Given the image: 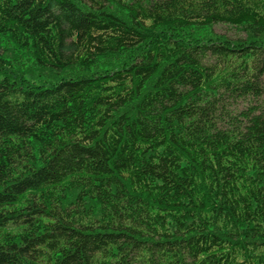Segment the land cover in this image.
<instances>
[{"label": "trees", "instance_id": "trees-1", "mask_svg": "<svg viewBox=\"0 0 264 264\" xmlns=\"http://www.w3.org/2000/svg\"><path fill=\"white\" fill-rule=\"evenodd\" d=\"M0 264H264V0H0Z\"/></svg>", "mask_w": 264, "mask_h": 264}, {"label": "rangeland", "instance_id": "rangeland-1", "mask_svg": "<svg viewBox=\"0 0 264 264\" xmlns=\"http://www.w3.org/2000/svg\"><path fill=\"white\" fill-rule=\"evenodd\" d=\"M215 30L218 31V32H228L229 34L231 33V30L230 29H226L225 26H221V25H218L215 27ZM12 51H7V54L9 56H12L13 54H17V63H19V66L24 69L25 71V75L28 77V75H30L31 73H33V70H35V65L33 64V61L31 59V57L26 54V52L24 51H21V50H17L15 47H12L10 46L9 47ZM36 79L39 77L38 73H35L33 75V78Z\"/></svg>", "mask_w": 264, "mask_h": 264}]
</instances>
